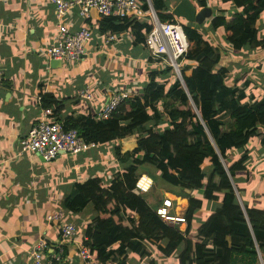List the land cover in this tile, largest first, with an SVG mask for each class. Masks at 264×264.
<instances>
[{
  "label": "crops",
  "instance_id": "0c3cea01",
  "mask_svg": "<svg viewBox=\"0 0 264 264\" xmlns=\"http://www.w3.org/2000/svg\"><path fill=\"white\" fill-rule=\"evenodd\" d=\"M135 1L144 13L149 8L154 11L151 0ZM159 1L165 8L160 13L172 16L181 0ZM188 1L196 12L202 8L211 10L202 26L178 20L201 41L191 43L189 50L211 51L210 60L215 61L212 73L222 80L213 109L217 121L226 128L235 108L249 107L264 96V13L252 28L255 40L242 43L236 50L225 40L223 29L213 30L210 24L213 17H224L227 22L237 8L226 0ZM104 19L108 18H100L94 12L88 19L82 18L75 6L57 19L50 0H0V264H22L41 237L51 246L57 244L60 229L65 225L74 227L75 236L63 245L64 264H85L78 250L86 240L85 232L94 211L86 206L77 213H69L66 203L76 196L78 186L88 182L109 188L126 168L135 164L138 156L132 151L137 139L170 126L161 105L154 104L155 112L148 123L122 140L91 145L72 157L61 154L50 162L33 153L19 154L18 141L41 120L63 124L67 120L105 121L101 114L113 95L141 96L151 82L164 90L175 81L181 84L173 74H166L165 65L152 61L143 43L136 40L134 25H149L147 17H134L130 23L115 21L111 29L105 27ZM61 25L71 33L86 28L90 39L79 60L52 66L46 50L54 44ZM145 34L141 31L142 37ZM110 36L115 37L114 41L106 43ZM238 156H246V160L244 172L238 173L236 179L245 195L237 200L240 206L244 203L250 209L264 211V127L256 128ZM144 173L136 180L141 188L137 190L151 209L161 207L167 199L171 201L169 215L184 218L188 197L201 200V208L192 216L190 233L219 211V197L215 201L204 200L202 191L198 195L186 191L187 197H176L154 187ZM56 215L58 220L53 219ZM178 230L182 240L170 254L163 251L165 242L149 243L140 235L136 245L126 249L124 237L119 234L106 249L109 258L104 264H181L186 223L179 224ZM211 240L204 241L203 246L209 249ZM255 252L256 261L236 257L235 264H264V254L257 249Z\"/></svg>",
  "mask_w": 264,
  "mask_h": 264
},
{
  "label": "trees",
  "instance_id": "16d2710c",
  "mask_svg": "<svg viewBox=\"0 0 264 264\" xmlns=\"http://www.w3.org/2000/svg\"><path fill=\"white\" fill-rule=\"evenodd\" d=\"M226 1L237 11L227 22L224 17H213L210 26L213 30L222 28L225 40L238 50L242 43L255 40L252 28L264 13V0ZM151 5L161 22L174 21L173 16L160 13L165 8L159 0H151ZM200 5L205 6L203 2ZM133 18H108L104 23L111 29L115 21L130 23ZM134 28L136 40L143 43L141 31L149 32L150 26L134 25ZM183 32L189 45L200 44L193 31L183 27ZM210 55L208 48L189 50L181 64L182 84L175 81L164 90L151 82L141 96L124 99L105 121L62 123L86 144L98 145L132 136L134 129L148 123L151 113L155 112L154 104L161 105L170 122L162 132H147L137 139L132 151L138 156L135 164L126 168L109 188L102 189L97 182H88L78 186L76 196L65 205L69 213L92 207L93 218L86 229L83 246L100 264L108 260L106 249L119 234L124 237L126 249H132L140 235L149 243L165 242L166 254L172 253L182 240L178 227L162 222L136 189V180L142 172L159 190L165 189L176 197H187L186 191L193 195L202 191L204 200L220 198L219 211L190 233L192 216L201 208V200L188 197L181 264H235L236 257H248L252 262L256 261L255 249L264 254V211L250 209L244 203L240 206L235 195V192L239 198L245 195L236 179L238 173L244 172L246 156L238 154L256 128L264 127V96L249 107L235 108L227 127L223 128L213 109L222 80L212 73L215 61L210 60ZM166 74L172 71L167 69ZM211 238L208 249L203 242ZM63 257H66L64 249Z\"/></svg>",
  "mask_w": 264,
  "mask_h": 264
},
{
  "label": "built area",
  "instance_id": "2783aa9c",
  "mask_svg": "<svg viewBox=\"0 0 264 264\" xmlns=\"http://www.w3.org/2000/svg\"><path fill=\"white\" fill-rule=\"evenodd\" d=\"M50 1L53 4L57 19L63 17L74 6L78 8L79 16L85 19H88L92 12L100 18L126 19L135 17L139 19L147 17L151 30L145 34L143 45L150 59L165 65L182 84L180 69L182 61L189 50V44L183 32V25L178 19L174 18L173 22H161L151 8H149L148 13H144L135 0ZM89 39L90 33L86 28L71 33L65 26L61 25L54 39V44L46 50V54L50 60L60 63L75 62L85 55V45ZM114 39V36H110L107 38L106 43L112 42ZM1 80L2 73L0 69V84ZM126 98L128 97L124 94L111 96L101 114V118L108 119L117 106ZM90 146L74 130L65 129L62 123L41 120L28 131L25 137L18 141V152L19 154L33 153L44 162H50L61 154L70 157L78 155ZM138 188L141 189L137 183L136 189ZM170 208L171 201L166 199L162 202L161 207L155 210V213L166 224L176 225L177 227L179 224H185L183 217L169 215L168 210ZM59 218V215L53 217L54 220ZM74 236V227L65 225L60 229V239L57 244L51 246L44 237L39 238L22 264H64L63 245L73 240ZM78 255L83 263L95 264L93 257L90 256L84 246L78 250Z\"/></svg>",
  "mask_w": 264,
  "mask_h": 264
},
{
  "label": "water",
  "instance_id": "95a60500",
  "mask_svg": "<svg viewBox=\"0 0 264 264\" xmlns=\"http://www.w3.org/2000/svg\"><path fill=\"white\" fill-rule=\"evenodd\" d=\"M172 16L176 19L182 20L184 23H194L197 26H202L205 19L211 16V10L208 8H202L196 12L195 8L190 5L188 0H181L173 9ZM50 65L60 66L61 63L51 60ZM235 195L238 199L239 197L236 192Z\"/></svg>",
  "mask_w": 264,
  "mask_h": 264
},
{
  "label": "rangeland",
  "instance_id": "374dc122",
  "mask_svg": "<svg viewBox=\"0 0 264 264\" xmlns=\"http://www.w3.org/2000/svg\"><path fill=\"white\" fill-rule=\"evenodd\" d=\"M176 76L174 75V78H175ZM192 107V106H191ZM192 111H193V113H195V114H197V112H196V110L192 107ZM212 146H213V143H212ZM214 147V146H213ZM238 183H239V181H237ZM154 187H156L155 186V184H154ZM195 223H198L197 221L195 222Z\"/></svg>",
  "mask_w": 264,
  "mask_h": 264
}]
</instances>
